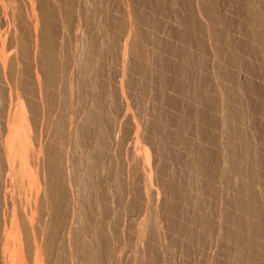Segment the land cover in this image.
<instances>
[{"label": "bare ground", "instance_id": "obj_1", "mask_svg": "<svg viewBox=\"0 0 264 264\" xmlns=\"http://www.w3.org/2000/svg\"><path fill=\"white\" fill-rule=\"evenodd\" d=\"M201 1L204 6H201L199 11L204 13V9H206V16L214 22L210 29L211 37L217 43L231 39V31L221 25L222 19L217 15L218 0ZM243 1L233 2V6L237 8L244 6L245 11L242 9L240 12L248 26L250 25L252 28L251 32L247 29L245 31L247 30V38L251 40L250 49L247 51L250 52L253 60L251 63H244V66L252 74H259L264 79V0H258L259 5L255 7L248 6L250 5L249 1L247 4L245 3L247 0L244 3ZM55 2L53 4L56 5L50 3V0H0V264H69L70 259H73V255L76 253L84 258L83 263L84 260L87 261L88 251L91 252L90 248L93 247L88 248V244L91 245L92 242L91 240L89 243L86 241L88 240V238L86 239L88 229L93 231L92 227H87L89 226L87 222L90 221V217L94 218V221L91 219L92 222L97 220L93 217L92 210L100 209V207L94 206L91 210L90 202L92 201L89 199L92 198L88 197L90 210L85 212L84 207L80 206L79 197L82 192H78L79 187L76 188L79 196L74 191L75 184L83 183V190L85 188L90 189L91 185L94 184V181L91 180L92 176L88 181L87 177L86 180H84L85 177L82 178L83 180L79 179L82 174L79 176L78 170L83 169V166L85 167V156L88 159V152L85 151L86 155L81 152L85 145L86 147L94 146V151L91 150V152H95V156L93 158L89 156L88 162L86 161L87 166L89 163V170L87 166L85 167L88 172L91 171L89 173L94 176L100 170L99 164H102L105 170H102L101 173L106 171L108 175L115 174V178H118V188L115 190L116 192L117 189L119 191L118 193L114 192L117 194L114 195L119 204L127 196H132L131 198L135 199L130 205L132 207H128L129 198L126 199L128 204L124 206H127L128 209L140 208L139 196L144 195L148 201L147 208L152 205L154 171L149 154L146 152L144 156L142 153V147L146 141L142 121L139 116L132 115L130 103L125 96V73L127 53H129L128 55L131 57L129 71H135L142 78L160 75L159 72L161 71L158 69H160L159 66H163L165 60L162 56L160 59L157 56L159 54H155L154 61L150 65L151 58L148 59V52L150 51L147 50L148 45L146 46L148 33L142 28L147 12L155 5L154 1L128 0L131 4L125 7L122 23L115 25L109 21L103 25L104 28L102 29H99L101 25L92 17H88L84 24L79 17L75 18L69 8L70 1L56 0ZM182 2L185 10V17L182 19L184 29L178 30L176 35L184 44L195 46L197 49H204L205 40L203 37L208 33L209 27L195 15L194 0H182ZM138 4L144 5V12L141 11ZM114 27L116 28L115 31L113 30ZM190 28H192L191 31H189ZM111 30L114 31L113 35H111ZM61 33H64L63 38L65 40L62 41V44L60 41L61 46H59L58 39L60 38L58 37ZM250 34L251 38L248 36ZM63 38L61 37V39ZM119 43L122 44L121 54L118 52L119 50H116L120 46L118 45L119 48L114 46ZM182 50L183 59L189 64L190 56L184 49ZM216 50L219 53L224 52V49L218 47ZM242 50L246 49H228V62L238 69L244 67L241 66ZM117 52L118 57L114 56ZM112 54L113 57H121V61L116 60L122 62L116 80L114 73L110 72L112 65L110 62L115 61V58L109 59L110 55L112 58ZM109 60L111 61L109 62ZM116 64L115 66H118ZM187 64L181 62L176 67V69L178 68L177 71L179 70L181 73L179 76L182 78L189 73ZM113 69L115 68L113 67ZM219 74L230 79L231 84L223 86L225 103L219 105V102L213 101L210 108L217 109L218 106H222L221 111L225 115L223 126L230 136V147L227 156L229 167L226 163L227 169L224 172L227 181L235 175L240 178L238 190L240 194L231 201L234 209L238 212L234 210V212L228 213L226 219L234 225V229L229 231L231 238H235L243 246L247 236V234L243 236L245 235L243 229L245 231L246 228L247 230L249 228L250 232L254 231L255 233H252L260 234L259 238L264 235V206H258L255 202L258 190L251 181L254 180V175L251 173L250 176L247 171L251 165L247 167V163H244L248 160V164L252 162L256 166L259 163L260 166L264 167V157H261L254 141H251L252 135L248 134L250 132H247V125L245 126L252 112L262 108L263 101L259 98L250 103L247 98L249 97L248 94L243 92L241 82L234 73L229 74L226 69L222 68L219 70ZM178 83L181 87H177L181 90L183 88L184 91L183 81ZM164 85H162L163 88H165ZM208 85L210 83L201 82V89L196 91L195 96L197 98L205 97L203 89ZM163 88L161 87L162 91L165 90ZM248 89L257 95L262 93V88L254 84H250ZM163 93L159 94L156 89V94L161 101L164 99L166 103L180 108V112L171 114L160 108L157 115L150 120L148 134L153 133L158 137L153 143L157 142L156 149L161 154L164 148L168 153L170 152L168 148L170 142L180 141L186 145L183 137H181L184 133L181 132L182 135H179L180 132L173 133L169 131L168 127L172 123H176L180 130L185 129L184 115L189 112L185 105L182 106L184 104L183 94H180L183 96L179 98H170ZM119 97L125 99V105L119 103ZM202 111L198 113L199 121L214 123L215 120L212 118L210 109ZM129 113L132 117L128 116ZM126 118L130 120L132 125H123L127 120ZM89 132H94L95 141H98L96 145H94V141H91L92 138L89 139ZM237 133L238 137L236 136ZM91 134L90 136L93 137ZM204 134L205 132L202 135L204 136ZM202 143L197 145V152L192 155L191 162L195 166L196 172L200 171L204 174L206 179H203L205 182L203 188L208 190L207 179L211 176L212 171L203 160L209 159L212 152L207 150ZM241 146L242 150H240ZM79 147L81 149V153H79L83 155L82 158L81 155L78 158V152H75V150L79 151ZM88 149L86 150L88 151ZM112 149L114 156L111 153L108 158L105 153L112 151ZM244 150L245 152H243ZM70 152H75L77 158L82 160L78 161L75 155L70 154ZM217 152L214 153L217 154ZM161 156L159 163L162 161ZM79 162L84 163V165L80 163L82 164L80 166ZM159 163L158 165H160ZM245 165L247 168L244 167ZM87 170L86 173H88ZM248 170L251 171V168ZM257 171L253 172L252 170L253 173ZM257 173V177L259 176L260 179L264 177L260 170ZM248 175L249 178H247ZM114 179H110L109 182L112 184ZM115 181L117 183V180L113 182ZM104 182L102 185H105ZM97 186L99 185L97 184ZM102 187L104 186L100 188L102 193L97 191L99 193L97 200L100 203L102 201L107 203L108 195L110 194V197L113 194L111 195V191L106 189L107 187L105 189L110 191L109 193L105 189L102 191ZM166 188L173 193L172 195L179 190V187L171 186L168 183ZM97 189L99 190L98 187ZM88 191L84 190L83 195H86L85 192ZM262 191L264 193V190ZM113 196L112 202L115 200H113ZM102 198L104 199L102 200ZM81 199L84 200L85 196ZM110 200L108 204L111 203ZM182 201L185 200L182 199ZM97 202L93 199L92 203ZM170 203L166 204L170 210H166H173V213H176L174 210H177L176 207L179 204L176 206V203ZM78 205L84 209L82 211L85 212L83 213L86 215L85 217H82V211H79L81 209H77V207L79 208ZM102 206L104 207V204ZM102 210H104L101 212L103 215L107 214L108 210L104 208ZM109 210H111L110 205ZM78 211L81 212L82 216L77 214ZM115 213L117 215V212ZM102 214L100 215L102 216ZM148 216L146 214L145 217ZM103 217H99V219ZM176 220L174 217L171 219L170 216L169 223H172L171 225L176 224ZM76 223H81V226H77ZM105 223L102 224L105 225ZM106 224L105 227L109 225ZM97 225L96 228L103 229L102 225L101 227ZM105 227L104 230H106ZM108 230L111 232V229ZM249 230L246 233H249ZM99 232H94V234ZM109 232L107 233L108 236L110 235ZM101 234L107 235L104 232ZM147 236L149 237V235ZM101 237L99 240L97 237L96 241L94 240L95 243L98 242V247L94 245L95 251H92L95 252L93 253L95 259L93 260L96 261V264H103L105 262V260L103 261L104 257L109 256H104L106 254V252L104 254V250L108 249L106 243L109 242L111 236L106 239L107 242L104 237L103 239ZM254 237L258 236L255 235ZM100 240L101 242H99ZM246 241L249 243V234ZM241 247H237L238 253L235 251L237 254L234 255L235 257L233 256L235 260H232L233 263L230 261L229 264H244L243 262H246L248 259V255H245L247 249L243 251L245 253L243 256H246V259L241 256V249L243 248ZM111 251L114 252L113 248ZM92 252L90 253L91 256ZM255 252L252 251L249 257L255 258V254H257ZM80 257L74 256L73 260L76 262L75 258L79 260ZM248 262L247 264H249Z\"/></svg>", "mask_w": 264, "mask_h": 264}, {"label": "rangeland", "instance_id": "obj_2", "mask_svg": "<svg viewBox=\"0 0 264 264\" xmlns=\"http://www.w3.org/2000/svg\"><path fill=\"white\" fill-rule=\"evenodd\" d=\"M55 1L56 0H50V3L52 4L56 3ZM67 1H70L69 8L75 15V18L79 17L84 24L88 17H92L94 21H96L98 24L101 25L99 29L104 28L103 25L109 21L113 22L115 25H117L118 23H122L123 16L125 14V7L128 4H131L130 2H128V0H67ZM153 1L155 5L153 6L152 9H150L147 12L148 14L144 18L145 20H143L144 24L142 25L143 26L142 28L144 31H146V33H148L147 35L148 42L146 41L147 43L146 46L148 45L147 50L150 51L148 52L149 54L148 59L151 58L150 61L151 64L150 63L149 64L152 65V61H154V57L157 54H159L157 56L160 57V59L163 58L165 60L163 66L162 67L159 66L160 69H158L159 71H161L159 72L161 76L151 75L149 78H142L140 77V75L135 73V71H129V67L131 65V57L128 55L129 53H127V63H126V73H125L126 74L125 96L130 103V109L132 111V115L139 116V118L142 121V126L146 134L145 136L146 141L145 144H143L142 153L144 154V156L146 152L149 154L150 162L154 171L153 190H152L154 195H153V200L151 201L152 205L150 208H147L148 201L146 196L144 195L139 196L140 208L128 209V207H132L130 205L133 204V202L135 201V199L131 198L132 196H127V198L123 199L119 204V202L115 197V195H117L116 193H118L119 191L118 189L117 192L115 190L116 188H118V178L117 177L115 178L114 176L115 174L114 175L111 174V176L108 175L106 171L101 173L102 170L103 171L105 170L102 164H99L100 170L98 171L100 172L97 171V173L94 176L91 173H89L91 171L88 172L89 163L87 166L86 161L88 162L89 156L90 157L92 156L91 158L95 156V152H91V150L94 151V146L93 147L91 146L92 149L91 147L88 146L86 147V145L83 146V148L84 147L86 149L89 148L88 151L85 148H84L85 150L83 149V151H81L82 154L84 153V155H86V153L88 152L87 154L88 159L87 156H85L86 160H84L85 167L87 166L88 170L84 166L83 169L85 170L81 169V167L79 168L78 166V168L81 169L78 170V174L79 176L82 174L81 175L82 177L79 178L80 180L84 177H85L84 180H86L87 177V181H88L91 179L92 176L91 180H93L94 182L93 181L90 182H93L94 184L92 183H91L92 185L90 184L91 185L90 189H86V188L84 189L85 191L89 190L88 192H91L92 195L90 196L91 193L89 194L88 192L87 193L85 192L87 196L83 195L84 194L83 183L75 184L74 191L75 193H77L76 194L77 196H79L78 192L80 193L82 192L81 193L82 195L80 194L79 197L81 205L79 203L78 204L84 207L85 212L89 211L90 207L91 210L93 209L94 206L100 207V209L95 208V210H92L93 211L92 213H94L93 217H95V219L97 220L95 222H92V220L94 221V218L90 217L92 220L90 219V221L87 222V224H89V226L87 227L90 228L92 227L93 229V231L91 229L90 230L88 229V233H87L88 235L86 237V239L88 238V240L86 241H88L87 243H89L90 240L92 242L91 245L88 244V248L90 246H93L90 248V250L91 252L95 251L94 245L97 246L98 243V242L97 243L94 242V240L96 241V237L99 240L100 236H102L101 239H103L104 237V239L106 240L109 239L111 236L110 238L111 240L109 239V242H107L106 240L107 242L106 246L110 250L106 248L109 251V253L107 252V250H104V254L106 252L104 256L107 255L109 256L104 257L103 261L105 260V262H103V264L104 263L105 264H152V263L153 264H229L230 261L231 263H233V261L235 260L234 255L238 253L237 250L242 246V244H239V241L236 240L235 238L234 239L231 238L229 231L234 229V225L231 222L227 221L226 215L230 212H234L235 210L231 201L233 198L237 197L240 194L239 193L240 191H238L240 178L238 175H235L232 177L231 180L229 181L226 180L227 177L225 176L224 171L225 169H227L226 168L227 165L229 167L227 156L230 147V141H229L230 136L225 130V127L223 126L225 115L222 114L221 111L222 106H218L217 109L216 108L211 109L210 104L213 103V101L219 102V105L225 103L223 86L227 84H231V82L230 79H228L227 77H222L219 74V70L222 68L226 69L229 74L234 73L235 76L240 80L243 92H246L248 94L249 97L247 98L250 103H253L260 98L263 101L262 108L252 112V115H250L251 117H249V119L247 120V124H245V126L247 125L246 127L247 132H250L248 134L250 136L252 135L251 137L249 136L251 141L252 142L254 141L255 146L258 149L261 157H264V79L259 74H252L249 70H246L244 66V63L246 62L251 63V61L253 60V57L250 55V52L247 51V49H250L249 43L251 42V40L247 38V33H246L247 30L251 32L252 28L250 25L248 26V23L246 22L244 16L240 12V10L242 9L245 11L244 6H242L241 8H237L233 6L234 5L233 2H238V0H218L216 10L218 11L217 14L218 17L222 19L221 25L228 28L231 31V36H232L231 39H233V37L234 39L233 40L227 39L226 41L217 43L215 42L213 37H211L210 29L212 28L214 22L210 21L206 16L205 14L206 9H204V13H201L199 11L200 7L204 6V3L201 0H197V1L194 0V6L196 9L195 15H197L198 19L203 21L205 25L209 27L208 33L203 37L205 40V48L197 49L195 46L192 45L189 46L187 44H184L183 41L176 35V32L178 30L184 29V24H183L184 21L182 19L185 17V10L183 9V4H181L183 3L182 0H153ZM248 1L250 4L248 6L250 7L253 6L255 7L259 5L258 0H247L246 2L244 0L243 3L245 2L247 4ZM138 5L140 6L141 11L144 12L145 11L143 7L144 5L142 4H138ZM115 29L116 28L114 27L113 30L115 31ZM191 29L192 28H190L189 31H191ZM245 29L247 30L245 31ZM113 30L110 31L111 35H113L114 32ZM63 34L61 33L60 34L61 36L59 35L58 38L60 39L57 38L59 40L58 41L59 43L57 42L58 44H60V41L62 44L63 43L62 41L65 40L63 38ZM248 36L251 38V34ZM61 37L63 39H61ZM61 44L59 46H61ZM118 45L120 46L121 50ZM121 45L122 44L120 43L117 44V46L114 45L115 47L119 48V49L116 48V50H119L118 52L120 54L122 51ZM217 47L220 49H224V52L219 53L216 50ZM233 48L246 49L241 51V55L243 54V56H241V62H242L241 66H244L241 67V69L234 67L228 62V49H233ZM59 49L61 48L59 47ZM182 49H184L190 56L189 64H187L183 59L184 56L182 55L184 54L182 53L183 51ZM118 52L114 56L118 57L117 56L119 55ZM116 57H113V54H112V58L111 55L109 56V59L111 60L115 58V61L109 60V62L111 61L110 65L112 64L110 67L111 68L110 72L114 73V79L117 78L116 75L119 74L118 71L121 70L120 68L122 63V62L120 63L121 57L120 58H116ZM116 59L120 61L118 62ZM116 62H118V64H116ZM181 62L182 63L184 62L185 64L188 65V72L190 73V74L187 73L188 75L187 74L184 75L183 73L182 76L183 75L185 76L183 78L179 76L181 73L179 72V70L177 71L178 68L176 69V67H178V64H180ZM114 63L118 66H115ZM112 66L116 69V71L115 69H113ZM157 76L160 77L157 78ZM179 77L181 78V80H179L180 79ZM180 81H183L182 86L185 87L186 91L185 90L183 91V88L182 90L179 89L181 86L178 82ZM201 82L210 83V85L206 86L203 89L205 97L197 98L195 94L196 91L201 89ZM116 83L118 85V81ZM158 84L160 86H157ZM250 84H254L262 88V93L260 95H257L253 91H250V89H248ZM162 85H164L165 88H163ZM177 86H179V88ZM161 87L163 88V90L164 89L165 90L162 91ZM156 89L159 91V94H162L164 92L163 94H165V96L170 98H179L184 95L183 97L184 104L182 106L185 105L186 109L187 108L189 109V112L184 115L185 124H186L185 129L180 130V128H178L179 126L176 125V123H172L168 127L169 131L173 133L180 132L179 135H182L184 133L181 137H183V140L186 143V145H184L180 141H175V142L173 141L172 143L170 142V144L168 145L170 151L169 153L168 151H166L165 148L163 149L162 154L159 153V150L156 149L157 142L153 143V141L158 137L153 133L148 134L149 132L148 126L150 120L155 115H157L160 108H162L164 112H168L171 114H176L180 112V108H177L174 105H170L169 103H166L164 99L163 101H161V99L156 94ZM178 90L180 91V93ZM119 103L121 105H125L126 101L124 98L119 97ZM208 108L210 109L212 118L215 120L214 123H206L204 121H199L198 119L199 111L201 112L202 110ZM132 115H130V113L128 114L129 117H132ZM129 119L131 120V118ZM129 119L125 120L124 122L125 124H123L124 126L125 125L129 126L131 124ZM181 132L183 133L181 134ZM203 132H205L204 136L202 135ZM91 133L90 132L88 133L89 139L92 138L91 141L92 142L94 141V145H96L98 142L95 141L96 136L94 135V132ZM90 134L93 135V137H91ZM237 135L238 133L236 134V136ZM200 142H203L202 144H204L207 150L212 152L211 153L212 155L209 159L203 160V162L207 166H209L212 171L211 176L207 179V183L209 184L208 190L207 188L206 189L203 188L205 185L203 179H206L204 174L200 171L196 172L195 166L191 162L192 155H194V153L197 152V145ZM241 148L242 146L240 147V150L243 149ZM78 150L79 151L75 150V152L76 153L78 152V158H79L81 155L80 147L78 148ZM75 152L74 153L70 152V154H74L75 157L77 158ZM112 152H114L113 149L112 151H107L105 154L109 158ZM214 152H217V154H215ZM243 152H245V150ZM112 154L114 156V153ZM160 156L162 157V161L159 163L158 161H160L159 160ZM82 157L83 155H81V158ZM78 158H77L78 161L82 160ZM80 163L82 162H79L80 166L82 164L84 165V163L82 164ZM158 163L160 165H158ZM244 163L245 164L247 163L246 164L247 167H250L251 165L250 167L251 171L248 170L250 168H248L247 171L249 172L248 173L249 175L252 173V175H254V180H256L254 182V180H251L250 178V180L253 181L252 182L253 185L257 187L258 190L257 191L258 193H256L255 202L258 204V206L263 207L264 193L262 190L264 189L260 190V188H264L263 185L264 177L261 179L259 178V176L257 177L258 174L257 172H259L260 170L262 173L260 174L264 176V167L260 166L259 163H258L259 166L258 165L255 166V164H253L252 162L248 164V160L244 161ZM246 165L244 166L245 168H247ZM155 168L157 169L158 172L156 171ZM86 170L89 174L86 173ZM252 170L253 172L258 170L256 172L257 174L253 173ZM80 171H83L85 174L83 172L79 173ZM98 173H100L101 175ZM104 174H105V179L107 180L108 183L103 177ZM249 175L247 178H249ZM106 177L107 178L109 177L110 179L115 178L114 180H117V183L116 181L113 182L114 180L113 181L111 180L112 181L111 184L109 182L110 179L109 178L107 179ZM104 180L106 183L104 182ZM102 182H104L105 185H102L103 184ZM113 183H115L116 185H114ZM167 183L169 185L171 184V186L174 185L177 188L179 187L178 188L179 190H177L178 192L180 190L183 191H180L181 193L179 192L180 195H178L179 193L177 191L175 192L176 194L174 193V195H172L173 193H171L166 188ZM97 184L99 186H97ZM93 185L94 188H92ZM100 185L104 186L102 187V191H104V189L107 187L106 189L111 191V195L115 194L114 196L113 195L112 196H113V200L115 199L116 201L114 200L112 202V196L109 197L110 195L109 194L108 195L109 199L107 200L109 201L111 198L110 200L111 203L108 204L109 203L108 201L107 203L106 201L104 202L102 201L100 203V201L97 200V196H98L97 194L102 193L100 189L101 188ZM78 187L79 189L77 192L76 188ZM97 187L99 188V190L97 189ZM108 190H106L107 193L110 192ZM183 195L184 197H182ZM84 196L85 199L87 200L81 199ZM88 197L92 199L90 200ZM88 199L89 201L92 202L93 199L95 200V202L97 201L98 202L97 203L90 202L91 204L89 207ZM103 199L104 198H102V200ZM126 199H128L129 202L126 201ZM182 199L185 201H182ZM82 200L85 202V204ZM130 200L132 201L131 203ZM127 202L129 203L128 207L124 206L128 204ZM170 202L176 203V206L177 204H179L178 207H176L177 210L176 211L174 210V212L176 213H173V210L168 211L170 209L166 206V204ZM102 204H104V207L102 206ZM182 204L184 205V207ZM109 205L111 210H109ZM80 206L79 208L77 207V209L78 210L81 209L79 211L84 210ZM179 207L181 209L183 208V210H181ZM103 208L105 210H108L107 214L105 215L101 213L102 211H104L102 210ZM122 208H124L125 211L124 209L122 210ZM127 210L129 211L128 213L126 212ZM78 212L77 214L81 215V212L79 213ZM85 212L82 211V215ZM115 212H117L118 216L116 215ZM123 212L125 215L123 214ZM100 214H102V216ZM146 214L149 216L145 217ZM112 215L114 219L112 218ZM166 215L168 218L166 217ZM85 216L86 215H83L82 217ZM98 216L99 217L105 216V217H103L102 220L99 219ZM170 216L171 219L173 217L177 219L176 224L173 223V225H171L172 223H169ZM98 219L100 222L98 221ZM109 219L111 222L108 221ZM165 220H168L167 221L168 223ZM105 222L109 224L107 226L108 228L105 227L107 225ZM102 223H105V225ZM95 224L100 227L102 225L103 229L101 228L102 230L100 229L101 230L100 231L98 227H97L98 229L96 228ZM76 225L81 226V223L79 224L76 223ZM111 225L113 226L111 227ZM141 225L142 227H140ZM258 225H262V224H258ZM104 227L106 230H104ZM140 228L141 230H139ZM144 228L147 230H145ZM108 229H111V232H109L110 230ZM248 230L247 228L245 229V231L243 229V233L245 232L244 233L245 235L243 236H246L247 234L246 237H248L249 234V243L247 242L248 238L246 241V237H245L244 240L245 244L242 247L243 248L245 246L246 247L245 249L241 247L242 248L241 256L247 259L246 256L248 255V259L246 260V262H243L245 261L243 258L242 262L244 264L245 263L247 264L248 261L249 264H264V235H261L262 238L261 237L259 238L260 234L258 235L254 234L255 232L252 231L254 232L252 233L250 232V230L249 233H246V231ZM99 231L101 233L104 232L105 234L109 232L110 235L108 236L107 234L105 236L101 234ZM105 231L108 232L106 233ZM94 232H99V233L94 234ZM97 234L98 235L100 234V236L98 237ZM147 235L151 237L149 238ZM255 235L258 237H254ZM143 237H145L146 239ZM99 242H101V240ZM108 243H110L111 245L110 244L107 245ZM248 246L250 248H247ZM112 248L114 252L111 251ZM244 250H246V254L243 252ZM252 251L253 252L256 251L255 253H257L255 254L256 256L254 255L255 258L249 257V255L252 254ZM91 252L88 251L90 257L87 256L88 257L87 261L84 260V263H83L84 258L80 257V254L78 255L77 253L74 254L73 259L74 256L76 258L80 257L79 260L75 258L76 262L77 261L79 262L76 263L73 259H70L69 264H78V263L80 264L81 262L85 264L86 262H89V260L90 262L87 264H96V261L93 260L95 259V256H93L95 255L93 254L95 252H92V256L90 254ZM243 254H245L246 256H243ZM249 259L252 261H250Z\"/></svg>", "mask_w": 264, "mask_h": 264}]
</instances>
